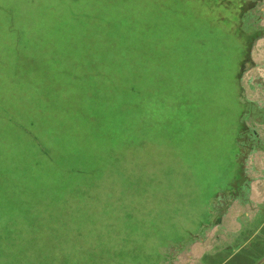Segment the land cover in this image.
I'll list each match as a JSON object with an SVG mask.
<instances>
[{"label": "rangeland", "instance_id": "1", "mask_svg": "<svg viewBox=\"0 0 264 264\" xmlns=\"http://www.w3.org/2000/svg\"><path fill=\"white\" fill-rule=\"evenodd\" d=\"M188 6L186 0H0V90L9 91L4 93L5 98L15 97L13 91L20 93L21 98L13 100V106L19 103L25 106L21 114H16L15 110L0 116V171L4 169L7 174L14 176L20 174L24 187H36L44 196L36 199L34 195L25 192L21 197L22 201L7 202L0 198V264H127L126 259L128 264H157L160 257L157 250L159 244L167 239L169 231H174L168 227V234H159L156 230L145 232V243L135 241V234L140 235L142 232L140 228L130 235L131 240L127 243L128 231H134L136 227V213L133 214L135 224L131 228L124 227L122 221L117 220L116 213L112 216L107 212L109 205L104 212L100 202L77 199L66 194L67 192L58 193L61 180L57 173L48 172L49 169H57L60 173V168L68 165L65 161L71 157V152L70 149L66 150V146L73 147L71 150H81L71 160L75 159L74 164L82 171L97 164V156L102 157L105 147L106 161L101 169L96 170L97 174L101 173L103 176L102 181L99 178V187L107 197L112 188L117 185L120 189L123 185L125 170H128L125 168L129 167L123 165L124 154L129 149L122 138L115 137L117 146L111 148L112 145H103L92 157L84 149L89 140L77 139L75 130H65L68 125L85 122L86 114L79 113L75 106L87 109L97 104L94 101L74 103L80 90L74 86V82H70L71 74L58 79V90L53 92V95H59L58 100H50L49 94L47 100H43L51 110L45 111L44 107L36 106L37 90L33 87L39 85L35 84L34 77L41 74L44 59L51 51L50 47L61 40L63 43L69 40L71 51L65 55L80 59L84 66L88 59H81V55L87 57L92 51L80 47L90 43L87 36L95 31L96 25L100 26L103 34L98 46L101 56L106 55L102 41L121 37V28L116 27L114 22L124 21L129 24L132 19L137 22L140 39L151 41L155 35L157 44L162 42L158 41L162 36L166 44L178 42L184 48L178 66L175 69L170 67L171 74L174 73V81L157 88L154 102H150L144 114H141V121L155 131H150L151 135L146 143L140 136L135 140L132 136L127 138L134 145L130 149L135 153L139 152L140 184L147 182V188H151L152 184L160 186L161 183L155 178L156 171L161 170L160 175H163L166 169L181 167L182 172L187 165L190 170H195V174L188 171L190 179L185 187L190 190V184L196 190L189 191L185 198L205 205V200L210 203L216 198L214 192L229 185L239 175L233 158L235 144L231 134L238 128L236 76L239 68L236 61L223 62L226 53H221V47L218 51L217 38L214 42L216 66L212 74H208L202 57H197V54L196 60L187 57L186 47L194 48L186 33L187 20L184 13ZM178 7L181 9L179 14ZM68 10L88 12V16L93 15L94 23L86 25L85 18L70 19L66 15ZM59 30H62L61 34ZM176 30L181 33L179 36L175 35ZM228 39L233 42L235 40L234 36ZM222 49L225 52L223 44ZM235 50L229 47L227 53L237 56L235 52L238 51ZM197 53L199 54L198 51ZM161 67H166L165 60ZM208 76L211 77L209 83H212L208 87H214L212 90L215 95L213 92L212 94L215 106L218 107L217 112H224L226 106L229 109L225 115H221L219 123L215 112L211 137L203 132L198 120L199 110L194 108L201 106L202 78L207 79ZM16 80L17 83L14 82ZM67 105L71 109L68 107L61 110ZM0 106L2 108L4 103L0 102ZM90 113L92 111L87 114ZM107 142L112 143L110 139ZM159 150L163 154L155 156V152ZM112 156L117 157L114 163ZM171 172L173 173L172 170ZM202 172L206 175L203 176ZM92 175L81 174L77 178L79 185H85L89 189L88 182L93 181ZM144 175L147 178L144 179ZM132 180L134 188L136 182L134 178ZM195 180L197 182H193ZM201 183L205 184L206 195L203 194ZM148 194L149 197L142 196L140 202L154 199ZM7 203L21 205L22 208L15 211L13 207H1ZM177 215L181 216L179 213ZM205 217L202 215V221ZM174 218L172 215V219ZM111 233H118L116 243H110L108 234ZM185 239L187 238L179 236L175 241ZM186 242L187 240L184 243ZM131 243L132 246L125 249ZM124 250L132 251L133 258L126 257Z\"/></svg>", "mask_w": 264, "mask_h": 264}, {"label": "trees", "instance_id": "2", "mask_svg": "<svg viewBox=\"0 0 264 264\" xmlns=\"http://www.w3.org/2000/svg\"><path fill=\"white\" fill-rule=\"evenodd\" d=\"M186 2L189 5L184 13L187 20L186 33L189 34L190 38L188 39L194 45V48H187L185 46L187 57L194 60H196V54L197 57H202L203 64L207 66L208 74H212L213 68L216 66L214 42H216L217 38V41H219L218 51L221 47V53H226V59L223 62H237L239 69L236 80L238 85L244 59L248 55L253 42L262 34L261 28L256 25V21L253 20V14L251 13L255 0H186ZM180 10V7H178V14ZM66 15L70 19L85 18L87 21L86 25L94 23H92L93 15L88 16V12L68 10ZM128 23L126 24L124 21L114 22L116 27L119 28L120 26L121 28V37L119 39L113 37L104 42L102 41L104 44L103 48L106 49V55H103L105 57L101 56L98 50L103 34L100 31V26L96 25L95 31L88 33L87 40L90 43L87 46L80 47L83 50L89 49V51H92L86 55L87 57L81 55V59H88L84 66L80 59L77 60L75 57L70 58L67 54L65 55V53H70L71 51L69 40L64 43L61 40L60 43L53 45L54 47H50L51 51H45L49 53V56L44 59L41 74L34 77L35 84L39 86H35L33 89L37 90L35 93L38 102L36 106L40 108L44 107L45 111L51 110L43 100H47L48 94L50 100H58L59 95H53V92L56 93L59 87L57 81L59 78L62 79L63 77H67V74H71L72 81L70 82H74V86L80 90L79 97H76L74 103L94 101L97 104L87 109L75 106V109L79 113L86 114V118H84L85 122L68 125L65 130H75L77 132V139L86 138L85 141L89 140L86 145L84 144V149L92 157L96 154L97 149H102L103 145H112L110 146L111 148L117 146L115 137L124 140L123 142L129 150L124 154L123 165L129 167L125 168L128 170H125L123 185L120 184V189L116 185V188H112L110 190L112 192L107 197L101 192L99 187L101 184L99 178L102 181L103 176L100 172V174H97L98 170H96L101 169L103 162L105 163L106 161L107 149L105 151V147H103L105 153L102 154V157L97 156V164L91 165L90 163L91 167L82 171L77 164H74L75 159L71 160L81 150L75 148L71 150L73 147L66 146V150L70 149L69 152H71V157L65 161V164L68 165L61 167L60 173L57 169H49L48 172L57 173V176L61 180L58 193L64 194L67 192L66 194L72 195L77 199H91L93 203L100 202L103 205L101 210H104V212L105 208L109 205L107 212L112 216L116 213L117 220L122 221L124 227L131 228L135 224L133 214L136 213V227L134 231H128L127 243L131 240L130 235L140 228L142 232H140V235L135 234V241L145 243H147L144 237L145 232H155L156 230L159 234L169 233L167 239H164V242H161L159 244L160 247L157 248L160 257L159 261L155 262L159 264L162 259L161 249L163 247L192 240L198 232L212 224L214 201L223 188L218 189L217 193L214 192V197L216 196V198H213L210 203L205 200V205H201L197 201L188 200L185 196H187L189 191H195L196 187L190 184H188L191 188L190 190L185 187L190 179L188 171L195 174V170H190L187 165L182 172L181 167L176 169L169 167L170 169H166L163 175H160L161 170L156 171L155 178L161 183L160 186L155 187V184H152L151 188H147V185H149L147 182L140 184L138 172L140 164L139 152L135 153V151L130 149L134 145L127 138L132 136L135 140V138L140 136L146 143L150 138V131H155L154 128L150 129L147 123L141 121V114H144L145 108L149 106L150 102H154L156 89L165 86L167 83L170 84L173 80L174 73L171 74L170 67L175 69L178 66L184 48L178 42H168L166 44L162 36L158 40L162 42H157V44L155 35L152 37V43L149 39H140L138 37L137 22L132 19ZM213 27L214 29H212ZM112 30H115V28ZM176 31L175 35L179 36L181 33L178 30ZM61 33L62 30H59V34ZM231 36H234V42L228 39ZM222 44L225 52L222 49ZM229 47L234 50L237 49L235 50L238 51L235 52L237 56L227 53L229 52ZM164 60L166 61V67L163 68L161 65ZM27 65L29 64L27 63ZM29 66L34 67L32 65ZM208 77L207 79L202 78L203 89L201 93L203 95L201 96V106H194V108L199 110L200 117L198 120L202 124L203 132L209 135L208 137H211L214 132L215 112L217 123H219L221 115H225L229 109L226 106L224 112L221 110L217 112L218 107L216 108L215 106L216 101H214L215 98L212 94L214 87H208V85H212V83H209L211 77ZM14 82L17 83V80ZM13 92L16 94L15 97L10 96L9 98H5L4 93H9V91L0 90V102L4 103L2 108L0 106V116L8 114L10 111L16 110V114H21L24 111L23 108L25 106L20 105V103H16L17 105L13 106V100L16 101L21 98L20 93ZM213 93L215 95V92ZM105 104H107L106 108L104 107ZM68 107L71 109L67 105V107L61 110L64 111ZM230 109L232 110L231 107ZM91 111L92 113L87 114ZM107 139H110L112 143H108ZM148 147L149 145L145 149ZM160 154H163V151L159 150L155 152V156H160ZM112 157L114 163L117 157ZM83 173L87 175L93 174L91 176L93 181L88 182L90 185L89 189L85 185H79L77 178ZM202 173L203 176L206 175L204 172ZM194 177L197 179L196 175ZM133 178L136 182V184L134 183V188L132 187ZM143 178L147 177L144 175ZM200 185H202L203 194L206 195L205 184L201 183ZM50 190H53V188H50ZM25 192L34 195L36 199L44 198L43 193L39 192L36 187H24L20 174L14 176L7 174L4 169L0 171V198H4L7 202L22 201L21 197L22 195L24 196ZM97 193L100 194L97 195ZM148 193L154 199L140 202L142 196L149 197ZM5 205L1 207L5 209H12L11 207H13L15 211H20L22 208L21 205L17 204H14V206L7 203ZM178 213L182 217L178 216ZM172 215L175 216L174 219H172ZM202 215L206 216L203 221ZM151 221H154V223H151ZM149 226L150 228H148ZM112 227H114L113 222ZM168 227L174 231L167 233L166 229ZM175 234H177L175 238L183 236L187 239L175 241ZM108 238L110 243H116L118 233L108 234ZM131 246L132 243L125 247V249ZM123 253L127 255L126 257L133 258L132 251L128 252L124 250ZM126 260L128 264V259Z\"/></svg>", "mask_w": 264, "mask_h": 264}, {"label": "crops", "instance_id": "3", "mask_svg": "<svg viewBox=\"0 0 264 264\" xmlns=\"http://www.w3.org/2000/svg\"><path fill=\"white\" fill-rule=\"evenodd\" d=\"M251 13L262 34L238 80L231 134L239 175L215 199L212 224L184 244L163 247L159 264H264V0H255Z\"/></svg>", "mask_w": 264, "mask_h": 264}]
</instances>
